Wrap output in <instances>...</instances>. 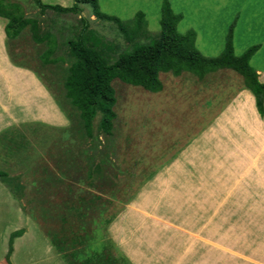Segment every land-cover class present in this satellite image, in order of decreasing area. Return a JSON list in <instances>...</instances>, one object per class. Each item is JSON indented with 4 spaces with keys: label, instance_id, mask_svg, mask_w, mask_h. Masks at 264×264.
<instances>
[{
    "label": "rangeland",
    "instance_id": "1",
    "mask_svg": "<svg viewBox=\"0 0 264 264\" xmlns=\"http://www.w3.org/2000/svg\"><path fill=\"white\" fill-rule=\"evenodd\" d=\"M6 1L20 3L40 32L54 37L53 63L43 62L47 43L34 42L28 27L0 46L32 70L25 95L46 89L62 111L57 106L59 119L51 122L41 112L55 107L35 104L39 120L0 130V170L7 174L0 177V264H12L8 243L19 238L30 258L13 264H53L56 257L79 264L105 250L120 264H264V116L240 117L249 111L244 104L237 112L234 90L243 80L224 69L202 78L160 72L162 89L151 92L116 78L111 132L100 128L98 112L87 136L62 86L73 60L67 41L84 16L118 52L130 44L89 3L73 14L40 11L33 0ZM163 1L97 0V6L122 20L143 11L146 41L159 32ZM166 1L181 15L178 31H195L202 54H220L232 29L235 54L259 46L264 61V0ZM51 239L61 240V253Z\"/></svg>",
    "mask_w": 264,
    "mask_h": 264
},
{
    "label": "trees",
    "instance_id": "2",
    "mask_svg": "<svg viewBox=\"0 0 264 264\" xmlns=\"http://www.w3.org/2000/svg\"><path fill=\"white\" fill-rule=\"evenodd\" d=\"M33 2L40 11L50 9L57 13L73 14H80L81 3H89L93 7L92 14L115 23L123 38L130 44L129 48L118 52L117 45L90 27L89 19L84 16H79L80 26L75 37L67 41L73 60L67 67L62 86L69 103L78 111L87 136H92V122L98 112L100 128L104 133L111 132L116 116L112 109L116 100L112 80L117 78L128 84L142 86L148 91L158 92L162 89L160 72H170L178 76L183 71H188L202 78L211 71L230 68L243 77L245 87L255 97L259 115L264 116V83L259 81L258 73L250 64V57L255 48L250 47L242 54L236 55L232 29L226 36L222 52L216 56H206L195 45L196 33L193 29L184 33L178 31L177 24L181 15L174 12L166 0L161 5L159 32L146 41L140 39V36L147 34V22L141 10L135 12L131 19L122 20L99 11L97 0H73L69 6L46 3L42 0ZM0 16L6 18L4 31L8 39L16 38L25 27H28L34 42L47 43V48L42 53L43 62H54L49 57L53 52L54 37L49 32H40L38 20L25 16L20 3L0 0ZM115 54H117L115 59L111 61ZM12 61L16 62L13 58ZM54 98L61 106L57 98ZM6 175V172L0 170V177ZM51 242L61 253L59 245L61 240L58 242L51 239ZM119 260L106 250L95 251L79 264H120ZM122 260L125 261L123 258Z\"/></svg>",
    "mask_w": 264,
    "mask_h": 264
},
{
    "label": "crops",
    "instance_id": "3",
    "mask_svg": "<svg viewBox=\"0 0 264 264\" xmlns=\"http://www.w3.org/2000/svg\"><path fill=\"white\" fill-rule=\"evenodd\" d=\"M0 23H1L0 25L4 29V24H3L4 22H0ZM5 36H6L5 32L1 31V34H0V41L1 42L4 40ZM18 37H19V35L14 39H9V40H17ZM0 49H3L2 50V53H3L2 56H4L3 58L5 60L2 62L0 60V75H2L4 77L3 80L0 79V130L2 128H4V126L8 127V126H12V125H17L19 123L24 124L25 122H28L30 120H39V119L34 118L36 115L35 114L32 115L33 112H31V109H33L35 107V104L38 105L39 103H40V106H42L43 103L46 102V106H49V105L54 106L56 111H57V112H54V111L51 112V111L46 110L45 112H41V113H44L43 116L45 119H47L51 122H53L55 118L59 119L60 114L58 112L59 110H58L57 106L59 107V109H61V108L57 104L55 98L53 97V99H52L51 95L49 94V92L46 89H44V90L39 89L38 90V88H37L38 94L35 95V94L31 93L30 94V96H32L31 98H30V96H27V94L25 95V93L23 92V86H25L26 84L31 82L30 78H31L32 70L30 68H28L27 66H25L24 64H21L20 62L16 63L14 61L9 60V58L6 54V51H4V46H0ZM258 53H259V46H257L255 48V51L251 55L250 64L258 73L259 81L264 83V61L263 60L258 61ZM258 62H260V63H258ZM220 69L226 70V74L228 72L227 75H229L230 78H233V76H235L238 80H241V79L243 80V78H241L234 71L228 70L230 68H220ZM217 70H215V71H217ZM215 71H211V72H215ZM211 72H209V73H211ZM32 77H33V75H32ZM27 81H28V83H27ZM32 81L34 82V79H32ZM225 83H229V81H227ZM236 86H237L236 90H234V89L233 90L235 91V96H234L235 98L234 99H235V101H237V103L234 104L237 106V108H236V109H238L237 112H239V106L238 105H240V104L246 105L247 109H249V111L247 112L248 114L247 113L243 114L240 117H242V118L246 117V120L248 118L251 119V117L252 118H254V117L256 118L257 116L260 117L259 113L257 112V109H255L256 108L255 97H254L253 93L248 88L245 87L243 81H242V84L238 83ZM37 95H39V96H37ZM52 95H54V94H52ZM22 102H24V103H22ZM245 102H248L251 105V108ZM61 111H62V109H61ZM234 111H235V107H234ZM35 113H36V111H35ZM260 118H262V117H260ZM18 240L14 241L12 243L11 247H10V244L8 243L9 254L7 253V255L9 257L7 258V260L11 261L12 264L15 263L13 258H18V261L20 258H21V261H26L30 258V256H29L27 259V255L29 254L28 250L25 248L27 246L22 248V251H20L19 247L22 246V243H19ZM46 244H45L46 247H44V248L48 247L49 250H52V247L49 244V242H47ZM140 244L142 245L143 242ZM59 259L62 260L60 257H58V258L56 257V259L52 260V263L58 264L60 262Z\"/></svg>",
    "mask_w": 264,
    "mask_h": 264
},
{
    "label": "bare ground",
    "instance_id": "4",
    "mask_svg": "<svg viewBox=\"0 0 264 264\" xmlns=\"http://www.w3.org/2000/svg\"><path fill=\"white\" fill-rule=\"evenodd\" d=\"M121 99H123V97L121 98ZM122 102V101H121ZM124 103H126V102H124ZM13 211V210H12ZM4 212H8L7 210H5ZM11 212V211H10ZM9 221V220H8ZM2 228V227H1ZM29 260V259H28Z\"/></svg>",
    "mask_w": 264,
    "mask_h": 264
}]
</instances>
